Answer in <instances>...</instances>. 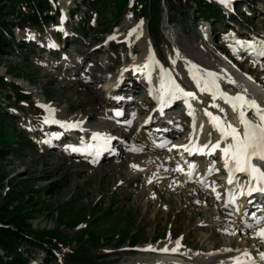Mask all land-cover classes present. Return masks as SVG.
Instances as JSON below:
<instances>
[{"label":"rangeland","instance_id":"obj_1","mask_svg":"<svg viewBox=\"0 0 264 264\" xmlns=\"http://www.w3.org/2000/svg\"><path fill=\"white\" fill-rule=\"evenodd\" d=\"M84 1L47 0L35 26L17 20L26 16L27 4L9 5L11 14L6 20L16 26L11 28V40L0 44L4 85L0 90V208L9 213L1 211L0 216L18 215L29 242L34 234L49 233L63 242L62 252L74 255L67 261L68 256L63 259V254L54 250L56 257L50 264H165L171 260L222 264L245 252L250 257L263 252L264 239L254 229L237 230L234 220V226L228 224L236 215L219 209L224 197L235 192L234 187L225 188L220 179L214 180L215 165L221 163L219 149L213 151L209 162L204 155L192 160L194 179L184 173L185 161L190 160L172 151L178 144L185 146L190 134L187 121L182 120L184 109L176 106L174 113L182 124L169 141L159 144L154 128L146 125L153 111L146 93L140 87H130V79L125 91L111 88L126 64L144 66L153 59L149 58L151 46L155 57L173 73L176 84L195 93V98L187 101L189 105L212 104L189 78L187 70L192 65L200 70L196 73L201 83L207 72L216 73L221 91L229 96L244 94L234 76L245 78L257 92L254 100L259 105L264 92L250 79L264 88V56L257 58L236 41L254 43L257 51L261 50L264 0H229L227 4L200 0L219 9L213 11L219 20L209 14L197 15L192 0H154L155 18L152 0H147L151 5L142 18L138 10H130L135 0ZM149 20H157L156 37L146 34ZM101 39L110 42L102 46L104 59L98 69L88 71L85 77L73 69H56L58 64L66 67L72 63L76 57L73 50L80 52ZM141 68L133 80L143 83ZM149 68L147 65L149 85L156 91L159 73ZM8 84L24 96L20 102L12 98ZM117 92L139 112L124 118L122 127L108 120L110 101ZM213 104L215 117L225 123L232 120L229 104L221 98ZM194 107L191 111L198 110ZM47 109L75 125L77 134L67 133L72 140L83 142L91 135L116 139L117 144L109 147L111 156L92 161L43 148L37 140L41 138L37 124L41 126ZM24 128L36 130L37 136ZM218 138V130L208 125L194 142L197 147L212 146ZM92 237H97L96 244L91 245ZM165 249L173 250L175 256L158 253ZM17 252L28 264H40L46 254L27 242L17 245ZM0 258L7 259L1 251Z\"/></svg>","mask_w":264,"mask_h":264},{"label":"snow or ice","instance_id":"obj_2","mask_svg":"<svg viewBox=\"0 0 264 264\" xmlns=\"http://www.w3.org/2000/svg\"><path fill=\"white\" fill-rule=\"evenodd\" d=\"M220 2L227 4L228 0H220ZM236 43L241 44V46L246 49H250L252 53L256 55L264 56V43L260 45V51H257L254 43H242L241 41H236ZM191 68L193 70L192 79L196 82L197 87L200 88L201 91H210L213 99H216L219 96V98L223 99L225 103L229 104L232 110L237 112L243 129L241 132L230 123L222 122L218 117L212 116L211 113L206 112V115L209 116L210 120L214 122V126L221 133V141L212 145L210 152L220 149V144L230 137L231 142L228 143L225 148L220 149L225 158V167L229 169L230 173H245L252 181H255L256 184L260 185L256 190L264 191V170H261V168L253 163L254 159L264 162V108L259 106L255 100H248L244 95L229 96L227 93L221 91L219 84L217 83L220 77H218L216 73L207 72L205 74L207 79H204L203 83H201L202 78L195 74L200 70L195 65H192ZM161 87L164 89L163 95L170 97L171 99H176L177 94L184 97L195 98L194 93L184 91V89L170 78L168 84H162ZM167 102L169 101L164 100L162 97L161 103L164 104ZM245 108L252 110L253 116L256 118L255 120L246 116V112L244 111ZM47 110L50 114L53 111L52 109ZM45 123H48V119H45ZM61 126L74 127L75 125L61 124ZM95 138L96 137H94V139ZM72 150L79 151V149L76 148H73ZM185 150L187 151L189 149L186 148ZM199 150L202 151V149ZM97 154H99V152H97ZM232 182L233 178L230 176L229 183ZM259 236L264 238V229H261ZM164 251H167V249ZM248 255L247 252L244 253L245 257H248ZM261 260H264V253L261 254ZM235 264H245V262L240 258H237Z\"/></svg>","mask_w":264,"mask_h":264},{"label":"trees","instance_id":"obj_3","mask_svg":"<svg viewBox=\"0 0 264 264\" xmlns=\"http://www.w3.org/2000/svg\"><path fill=\"white\" fill-rule=\"evenodd\" d=\"M81 1L82 3L85 2L84 0H81ZM152 1H153V4L151 6V9L154 11L153 17L155 18L154 14L157 12L156 4H155L156 0L155 1L152 0ZM169 1L170 0H162V2H169ZM192 1L194 2L193 3L194 7L197 10L196 12L197 15L199 14L200 17H203L205 14H209L211 15V17H213L214 20H219L217 14L213 12V11L218 12L217 7H214L213 3L209 5L205 1L204 2L200 0H192ZM15 2L16 3L18 2V4L22 3V5L24 6H26L27 4L28 6L26 7L27 12L26 13L24 12L26 16L23 19L17 18V20H19L22 25L28 24V25L35 26L36 24H38V21L40 20L39 19L40 11H42V9L45 7L47 0H0V44H3V43L5 44L4 41L9 42L8 40H11V37H10L11 28H13L14 25L16 26L15 23L6 20V17L10 16L11 14V11H8L9 5ZM145 2H147V4H145ZM131 4L129 5L130 10L132 9L133 10L135 9L136 11L138 10L137 15L141 14L140 17L142 18V15L145 16V14L148 12L149 10L148 8L151 5V2L148 3L147 0H135V3H133L132 1ZM5 6H7L6 10H4ZM121 7H122V1L121 3H119L118 9ZM156 22L157 20H153V21L149 20V27L146 31L148 36L149 35L151 36V34L152 36H155V37L157 36L158 23ZM3 87L4 85L0 79V90L3 89ZM8 89L10 90V94L12 98L16 100V102L20 101V96L24 97L21 95L20 91L19 92L16 91L15 85L8 84ZM5 96L7 97V95ZM7 128L9 129L10 127L7 126ZM3 210L5 209L0 208V212ZM15 210L18 211L17 209ZM3 212L5 214L9 213L8 211H3ZM10 215L0 216V251L7 258L4 261H2L0 258V264H28L25 262V260L20 258V254L19 252H17V245L21 243H25V242H27L31 246H34L38 249L41 248V250L46 253L45 257L41 259L40 264H50V259H54L56 257L55 251H57V253L63 254L62 255L63 259H64V256L65 257L68 256L67 261H69V258L71 260V258L74 256L70 252L68 253L62 252L61 248L65 247L63 246V242L62 243L58 242V238L49 233L43 232L41 236H37L38 234L36 235L34 234L32 235L33 241L29 242L28 240L29 237H27V235L24 234L22 230L25 227V224H22L23 223L22 220H19L16 218V216L18 215L14 216V214H12L11 217ZM8 217H10V219H6L3 221L4 218H8ZM93 239L92 241L90 239L91 245L96 244V241H98L97 237ZM98 247H100V245H98L97 248ZM50 250L52 252H50ZM60 260L61 259H59V261ZM61 263H58V264H61Z\"/></svg>","mask_w":264,"mask_h":264},{"label":"bare ground","instance_id":"obj_4","mask_svg":"<svg viewBox=\"0 0 264 264\" xmlns=\"http://www.w3.org/2000/svg\"><path fill=\"white\" fill-rule=\"evenodd\" d=\"M92 46V45H91ZM87 49V48H86ZM80 50H81V48H80ZM152 50H151V48H150V52H149V58H153V55H155L154 53H152L151 52ZM256 55V54H255ZM257 56V58L258 57H262V56H259V55H256ZM260 59V58H259ZM139 64H136V63H128V64H126V66L130 69L131 67H133L134 69H137V70H140V69H142L141 67H143V66H141V65H139ZM131 66V67H130ZM184 67H185V64H184ZM188 67V66H187ZM151 68H153L152 66H150V68L149 69H151ZM155 71V73L157 74V72L159 73V74H161L162 73V69L160 68V67H157V68H153ZM125 70V69H124ZM156 70H157V72H156ZM147 73V70L146 69H144V73H143V76L145 75L146 76V79H148V80H150L149 79V76L146 74ZM122 74V72L120 73V75ZM126 76V75H125ZM124 76V79L120 82V84H119V80H118V78L119 77H117V82L114 84V89H112L111 88V90H114V91H125V89L123 88L124 86H126L127 85V83H126V81H128L129 80V78L126 76L125 77ZM85 77V76H84ZM240 83H241V85H243V87H244V94H241V95H244L248 100H254L256 97H255V95H256V91H255V89H253L252 88V86L248 83V82H245V78L243 79V78H241L240 76H234ZM253 79H251V83H254V85H257L258 86V89H260L259 91L260 92H264V88H262L261 86H260V84L258 83V81H256V80H253ZM140 82H136V81H134V80H132L131 78H130V80H129V86L130 87H132V88H135V86L136 87H140V88H142L141 86V84H139ZM132 84H134V86H132ZM259 84V85H258ZM161 85H162V83H160V85H159V88L156 90V93H158V94H161L160 95V97L162 98H164V97H166V96H164L163 95V93H164V89H162V87H161ZM236 95H239V94H236ZM236 95H233V96H236ZM168 98H170V97H168ZM176 100V99H175ZM175 100H173V102H171L170 103V105H168V106H171L170 108H172V109H174V106H177V101H175ZM189 99H187V100H185V101H188ZM258 101H260V100H258ZM264 101V100H263ZM263 101H260L259 102V106H261L262 108H264V102ZM258 103V102H257ZM230 106V105H229ZM230 108H231V106H230ZM191 110V109H190ZM231 110H232V108H231ZM193 111V110H192ZM233 111V110H232ZM244 111L246 112V116L248 117V118H250V119H253V120H255L256 118L253 116V113H252V110H249V109H247V108H245L244 109ZM199 112L197 111V110H194L193 111V116H192V119H193V123H191V128H190V134H189V137L187 138V139H185V141L187 140L188 141V146H182V144H178V150L177 151H179V150H185L186 148L187 149H189V150H185V151H183L182 153L183 154H185L186 156H188L189 158L188 159H190V157H192V156H194V158H197V157H199V155L198 154H196V152H198L199 154H205V151H208L207 152V154H208V156H209V153H210V150H211V146H207V145H205V144H203V145H200L199 146V148L197 149V151H196V146L193 144V142H194V139L195 138H197V137H199L200 135H201V130H202V128H205L206 126H213V127H215L214 126V122L213 121H207V120H205L203 117H201V115H199L198 114ZM46 115L48 116V115H50V117H53V118H55L56 120H60L59 119V117L57 116V115H55L54 113H49V111L47 110V112H46ZM110 121H112L111 119H110ZM239 120H237V118H235L234 117V115L232 114V120H230V122H228V123H230L231 125H233L234 127H236L238 130H240L241 132H242V126H241V124L238 122ZM178 123L179 122H177V121H175L173 124H171V126H172V128H170V130L167 132V133H165V135L163 136V137H165V139H167V140H169V138L173 135V133L175 132V129L177 130V129H179V126H178ZM215 129H217L216 127H215ZM204 130H206V129H204ZM218 130V129H217ZM218 132H219V138H218V140L219 141H221V133H220V131L218 130ZM91 137H96L95 138V140H97V141H94V143H97V142H100V141H102L103 143H104V145H106L107 147H108V141L110 140V139H108V138H102V137H99V136H91ZM196 141V140H195ZM224 141H227V142H225L226 144H224V145H221V146H223V147H220V149H223V148H225L226 146H227V143H230L231 142V138L229 137L227 140H224ZM224 141H223V143H224ZM217 143V142H216ZM112 144H117V142H116V139H114V140H112L111 141V145ZM91 145H88V147L86 148V150H85V152H87L86 154L88 155V153L89 152H91V154H90V157L88 158L89 160H94V159H96L97 157H99L98 159H103V158H105V157H107V156H111V153H109V152H111V151H108V152H106V154H103V155H101L100 154V152L99 151H97V149H94L92 146L90 147ZM102 146V145H101ZM205 146H207V147H205ZM225 146V147H224ZM90 147V148H89ZM101 148V147H100ZM99 148V149H100ZM78 149V148H77ZM199 149H202V151L201 150H199ZM218 150L219 151V156H223V159H224V155H223V153H222V151L221 150ZM191 151H192V154H193V152H195L194 153V155H190V153H191ZM97 152H99V154H97ZM212 152V151H211ZM213 154V153H212ZM211 154V155H212ZM208 156H207V159H208ZM69 157H77V155H76V153H70V155H69ZM188 162L189 161H187V163H186V165L188 164ZM186 165H185V167H186ZM186 169H187V167H186ZM196 170V169H195ZM187 171V170H186ZM191 171H192V173H193V179H194V177H195V175H194V168L192 169V167H191V169H190V172H189V176H190V174H191ZM185 173V172H184ZM227 186L229 185L228 184V181L225 183ZM213 194V193H212ZM217 196V195H216ZM235 199H239V193H238V191L236 192V194H235ZM235 201V200H234ZM231 204H233V201H231ZM225 209V208H224ZM227 209V208H226ZM239 210H240V208H238ZM203 210V209H202ZM239 210H237V211H239ZM227 211V210H226ZM204 212V211H203ZM234 216V215H233ZM238 216V215H237ZM249 222H247L245 219H242L241 217L239 218V216H238V218H236V219H234V222H235V224H236V228H237V230H239V231H241V232H247L248 231V229L250 228V229H252L253 228V226H252V222L250 221V220H248ZM258 227V226H257ZM254 230H255V234H257L258 235V237H260L259 236V233H260V231H261V229H264V225H263V227L262 228H253ZM227 232V231H226ZM264 239V238H263ZM146 252H148V251H146ZM150 252V251H149ZM151 253V252H150ZM159 254H161V255H169V256H175V254H174V251L173 250H167V251H159L158 252ZM263 252H261V253H258L257 255H255V257H250V256H248V257H245L244 255H241V256H239L238 258H240L242 261H244L245 262V264L247 263V262H251V264H253V262H254V258H255V261L257 262V263H260L261 261H259L260 260V258H261V254H262ZM166 257V256H165ZM251 259H250V258ZM175 258V257H174ZM249 258V259H248ZM170 259V258H169ZM237 260V258H234V259H232V260H229V261H226V262H224V264H235V261ZM172 261H175V263L176 264H185L184 262H180V261H176V260H172ZM223 264V263H222Z\"/></svg>","mask_w":264,"mask_h":264}]
</instances>
